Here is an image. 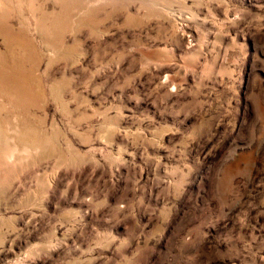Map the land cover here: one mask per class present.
Wrapping results in <instances>:
<instances>
[{
	"label": "rangeland",
	"instance_id": "obj_1",
	"mask_svg": "<svg viewBox=\"0 0 264 264\" xmlns=\"http://www.w3.org/2000/svg\"><path fill=\"white\" fill-rule=\"evenodd\" d=\"M0 70V264H264V0H0Z\"/></svg>",
	"mask_w": 264,
	"mask_h": 264
},
{
	"label": "bare ground",
	"instance_id": "obj_2",
	"mask_svg": "<svg viewBox=\"0 0 264 264\" xmlns=\"http://www.w3.org/2000/svg\"><path fill=\"white\" fill-rule=\"evenodd\" d=\"M6 36H8V35H6ZM11 36H12V35H11ZM8 37H9V36H8ZM9 38H10V37H9ZM5 40H7V39H5ZM11 40H12V39H11ZM11 40H10V41H11ZM0 72H1V70H0Z\"/></svg>",
	"mask_w": 264,
	"mask_h": 264
}]
</instances>
